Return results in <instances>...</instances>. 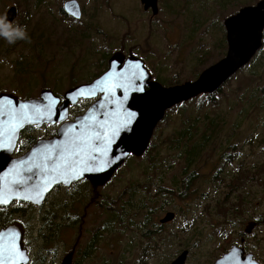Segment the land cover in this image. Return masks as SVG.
I'll use <instances>...</instances> for the list:
<instances>
[{
    "label": "rangeland",
    "instance_id": "rangeland-1",
    "mask_svg": "<svg viewBox=\"0 0 264 264\" xmlns=\"http://www.w3.org/2000/svg\"><path fill=\"white\" fill-rule=\"evenodd\" d=\"M66 1L69 0H0V15L6 16L15 7L17 16L13 22L23 26L27 34V39L13 43L0 37V60L13 65L9 69L6 63H0V94L30 100L50 90L62 98L73 88L72 84L76 87L90 83L97 74L105 72L109 57L115 53L141 59L152 80L164 87V80L179 82L168 87L194 82L197 73L217 63L227 52V47L223 49L224 21L262 0H158L156 16L151 10L144 11L141 0H76L82 11L81 20L64 12ZM75 33L79 35L76 43L68 40ZM106 55L109 59L100 63ZM256 58L263 62L257 75L252 74L253 65L240 70L214 97L216 104L202 95L187 102L184 109H179L180 104L169 110L155 129L148 153L130 156L106 186L97 189L81 186L74 194H61L56 189L41 209L14 205L0 215L2 224L28 223L38 239L44 217H52V223H57L59 201L63 197L79 196L80 203L71 199L76 212L70 214L79 216V227L76 231L57 232L54 244L58 246H50L55 252L46 253L41 261L37 258L39 262L35 264H60L76 244L74 264H170L185 250H190L186 264H213L228 248V242L231 244L216 229L236 233L240 220L248 221L254 209L264 216V93H260L252 113L243 112V104L250 100L252 90L264 89V52H259ZM204 59L208 63L204 64ZM242 97L245 99L241 104ZM93 103L80 101L71 109L69 121L83 115ZM215 113L221 115L219 121L224 123L220 129L221 141L238 126V140L233 143L237 149L232 152L237 158L220 165L222 153L218 147H211L189 169L198 178L188 192L187 198L193 200L188 202L189 207L179 199V186L162 196L159 186L171 190L173 182L179 185L185 178L186 161L171 144L177 138L175 132L188 119ZM58 129V125H48L26 134L34 136L36 142L41 137L55 135ZM238 166H243L252 180L234 193L227 185L232 177L229 175L235 174ZM221 178L224 184L219 186L217 180ZM219 198L227 199L228 204L245 199L249 204L245 207L248 215L234 220V227L226 216L215 224L217 204L212 200ZM133 204L134 208L130 209ZM203 208L206 217L200 219L197 232L195 227L190 234L179 232L189 220L201 215ZM168 212L178 216L159 232V221ZM115 213L121 219L124 217L121 223L114 221ZM258 233L251 238V247L256 235H262L261 231ZM40 245L41 241L37 242L34 256ZM86 252L91 253L84 258Z\"/></svg>",
    "mask_w": 264,
    "mask_h": 264
},
{
    "label": "water",
    "instance_id": "water-1",
    "mask_svg": "<svg viewBox=\"0 0 264 264\" xmlns=\"http://www.w3.org/2000/svg\"><path fill=\"white\" fill-rule=\"evenodd\" d=\"M141 3L144 11L151 10L153 16L158 14V0H141ZM63 10L75 20L82 19L76 0L66 1ZM16 16V8L11 7L7 19L14 21ZM224 28L225 56L202 71L194 82L164 87L152 80L141 59L115 53L101 76L69 89L62 98L50 90L30 100L1 93L0 189L6 203L0 206L14 201L41 206L55 187L69 186L83 179L97 189L105 186L131 155L143 156L156 127L169 110L199 96L217 93L258 55L264 45V0L227 18ZM81 100L94 103L83 115L69 121L71 107ZM45 125H59L57 136L37 142L23 157L12 159L20 133L27 127ZM93 157L95 164L85 169L81 161ZM174 219L175 214L168 212L159 223L168 224ZM24 233L21 224L8 225L0 230V244L14 243L18 251L16 259L20 264H29ZM188 257L189 251L185 250L170 264H186ZM72 261L71 253L62 264H72ZM254 261L251 254L233 247L213 264H253Z\"/></svg>",
    "mask_w": 264,
    "mask_h": 264
},
{
    "label": "trees",
    "instance_id": "trees-1",
    "mask_svg": "<svg viewBox=\"0 0 264 264\" xmlns=\"http://www.w3.org/2000/svg\"><path fill=\"white\" fill-rule=\"evenodd\" d=\"M74 31L80 33L79 29H74ZM70 39H72L76 43L77 40L79 39V35L77 33H75V35H71L68 38V40H70ZM80 43H81V39L78 41V44H80ZM226 44L225 45L223 44V49L224 48L226 49V47H227ZM260 52H264V48H262L260 50ZM221 54H223V53H221ZM256 57L250 63V65H253V68H252V70H253L252 74L253 75H257V70H260L263 66V62ZM109 58H108V55L104 56L100 63H106L107 59H109ZM204 62H205L204 64H206V63H208V60L204 59ZM107 64H108V62H107ZM202 66H204V65H202ZM103 72L97 74L94 79L98 78ZM160 72H161V70H159V73ZM199 75L200 74L197 73L195 75V79L198 78ZM163 83H164V85H166V87H168V86L178 84L179 82L174 83V82H170V81L168 82V81L164 80ZM225 86H226V84H225ZM71 87L74 88L75 84H72ZM222 90H223V88L220 89L217 93H215L213 95H205V97H207L208 101L211 104H216L214 97L216 95H219L222 92ZM261 92L264 93V89L260 90V87H257L256 89L252 90V96L250 97V100L246 104H243V112L252 113L254 111L255 106L257 104V101L260 99L259 95ZM244 99H245L244 97H242L240 99L241 104L244 103ZM191 101H194V99ZM187 106L188 105H186V103H183L179 107V109H184ZM242 114L245 117V114L244 113H242ZM220 119H222L220 114H216V113L213 115L205 114L202 117H196L194 119H188L187 121H185L183 123L182 129L180 131L175 132L177 134V138L175 140H173L171 142V144L173 145V147H172L173 150H175V152L178 153L179 157L184 158L186 161V168H185V171L183 172L185 178L182 179L181 181H179V185H177L175 182H173V184H172L173 186L171 187V190H167L166 187H164L165 189H163L162 185L159 186V188H160V189H158L159 194H162V196H164L165 194H170L172 191H174L173 187L175 188L176 186H179V189L177 190L178 194H180L179 196L182 198L187 197L190 189L192 187H194L193 182L197 181V179H198V178H196L195 173H190L189 169L192 166L196 165L197 162L204 156V154L207 153V151L209 149H211V147L212 148L218 147V149L221 151L222 157L220 159V161H221L220 165H222L224 162L231 163L237 158L236 156L232 155V152H234L235 147L237 149V145H235L233 143H235V141L238 140V138H237V127L238 126L237 125L235 126V128L232 130V133L227 136L226 140L221 141L220 140V133H221L220 129L223 127L224 123L219 121ZM33 130H35V127H28L26 129V132H30ZM260 143H262V142H260ZM146 153H148V151ZM229 176H232V177H230L227 188H229L234 193L239 192V190H243L246 187L247 183L252 180L251 178H248V172L244 170L243 166H238L235 174L229 175ZM217 181H218V184L220 182L219 186L224 184L222 178L217 180ZM243 202H245V199H243V198L238 199V203H243ZM238 203L220 204V205H215V206H216V208H225V210L222 211L224 217L225 216L228 217V216H232V215H236L238 217V216H240L239 210H238L240 205ZM133 208H134V204L131 205L130 209H133ZM215 211L217 212L216 209H215ZM51 215H52V213H51ZM148 215H149V213H148ZM123 218L121 219V215H117L115 213L114 221L121 223L123 221ZM50 219H52V217H50ZM229 221H231V219H229ZM10 223H12V222H8V223L4 224L3 227L9 225ZM219 233L224 235L225 231L219 230ZM57 238H58V233L56 231L55 236L48 237L47 242L48 243L57 242ZM90 253L91 252H89V253L86 252V254H85L86 256L84 258L88 257L90 255ZM45 255H46V253L42 249L39 251V254H37V258L38 259L40 258V261H41Z\"/></svg>",
    "mask_w": 264,
    "mask_h": 264
},
{
    "label": "flooded vegetation",
    "instance_id": "flooded-vegetation-1",
    "mask_svg": "<svg viewBox=\"0 0 264 264\" xmlns=\"http://www.w3.org/2000/svg\"><path fill=\"white\" fill-rule=\"evenodd\" d=\"M26 129L19 135V138L16 141V144H15L14 149H13L12 154H11L12 159H18V158L23 157L25 154H27L33 148V146L37 142L42 141V140H51L57 136V133H56L53 136L41 137V138L37 139L36 142H34V136L27 135ZM127 161H126V163H127ZM109 182L107 184H109ZM81 186H86L88 188L91 187L92 189H94L88 180L83 179V180H80L78 182L72 183L69 186L61 184V185L55 187L52 192H54L56 189H58V190H60L61 194H62V192L63 193L70 192V193L74 194V192H76L77 187H81ZM179 195L180 194H178V196ZM63 196H65V195L63 194ZM72 197H74V196H72ZM48 198H49V196L46 197L44 203L41 206H34L33 204L28 203V202L14 201L8 206H0V215L2 213H7L9 211V209L12 208L14 205H21V206L28 205L31 208L41 209L43 207V205L46 203ZM75 198L76 199H72L71 197L70 198L63 197L61 199V202L59 201V217H58V221L56 224L52 223V219H50V217H44L43 218L42 228L39 231V233L37 232V234L39 235L38 239H37V235L32 234L31 229L28 226V223L22 225L24 230H25L24 246L26 247L28 255H29V264H35L36 262H39L37 260L36 252H35V256H34V251L36 249L37 242L41 241V245L39 247H37L39 249V250L37 249V254L42 249L45 251V253H54L55 251L52 252L50 246L53 244L54 245L53 247H56V246H58V244H54L56 242L48 243L47 242L48 237L55 236L56 229H57V232L59 234H61L63 231L70 230V229L73 231H76V229L79 227V220L77 218L79 216L77 214L70 216L71 213L76 212V208L71 207V204H72L71 199L73 201L77 200L78 203H80V201H81L79 196L75 197ZM179 199H181L180 201L183 202L182 204H187L188 207H189L188 202L193 201L192 199H189L187 197H185V198L179 197ZM212 201L215 202L217 205L228 204V202H227L228 200L223 199V198H219V199L212 200ZM237 203H238V201H237ZM238 204L240 205V207L238 208L239 215L242 217L247 216L248 212L245 209V207L249 204L246 201L243 203H238ZM68 205H70V208H68L69 210L66 209ZM190 210L191 209L189 208V211ZM216 210H217L216 217L214 219L215 224L218 221H220V219H224V215H223L222 211L225 210V208H217ZM257 213H258V210L254 209L252 211V215L248 218V221H245L246 223L243 222V219L238 218L239 216L238 217L236 215L228 216L227 221H229V219H231V221H229V222H230V225L233 227L235 226L234 220L235 221L240 220V219L241 220H240V224H238V231L236 233L231 234V233L226 232L224 230L225 231V234L223 235L224 239L228 237V240L231 241V244L228 242V248H226L223 251V253H221L222 254L221 257L224 254L228 253L233 247H238V248H242L243 250H245L246 254H251L253 256V259L258 264H264V216L259 215ZM177 216L178 215L175 214V219ZM202 216L206 217V209L205 208H203L201 210V215L197 216L193 220H189V222H187V224H185V226L179 232H184L185 234H190V232L193 230L194 227H195V229L197 227H199V222H200V219L202 218ZM10 218H12V216H10ZM174 220L172 222H174ZM172 222H170L168 224H164V225H161L159 223L160 224L159 232H162L164 230V227L171 224ZM4 224H6V222H4ZM4 224H2V220L0 217V230L3 228H6L8 226L7 225V226L3 227ZM11 224H13V223H10L9 225H11ZM247 229L249 230V232H247ZM216 230H221V229H216ZM195 231L197 232V229ZM259 231L262 232V235H260V236L258 235ZM255 232L258 233L255 237L256 242H255V244L253 243L252 247H251L250 240L252 237L255 236ZM61 241H62V239H61ZM61 243H63V241ZM77 245L78 244H76L69 252L67 251L68 253H66V255H65V257H66L71 253L73 254L72 264H74L75 255L77 253L76 252V249L78 247ZM261 247L263 249H261ZM188 251L190 254V250H188ZM65 257H63L61 259L60 264H62V261L64 260Z\"/></svg>",
    "mask_w": 264,
    "mask_h": 264
},
{
    "label": "clouds",
    "instance_id": "clouds-1",
    "mask_svg": "<svg viewBox=\"0 0 264 264\" xmlns=\"http://www.w3.org/2000/svg\"><path fill=\"white\" fill-rule=\"evenodd\" d=\"M0 37L5 38L7 43H13L16 40L27 39V34L23 26L15 25L6 16L0 15ZM0 63L7 64L4 60H0ZM7 67L11 69L13 65L7 64ZM253 264H256V262L254 261Z\"/></svg>",
    "mask_w": 264,
    "mask_h": 264
},
{
    "label": "snow or ice",
    "instance_id": "snow-or-ice-1",
    "mask_svg": "<svg viewBox=\"0 0 264 264\" xmlns=\"http://www.w3.org/2000/svg\"><path fill=\"white\" fill-rule=\"evenodd\" d=\"M81 163H84L85 169L91 164H95V157H93L89 161H81ZM33 203L36 201L33 200ZM0 203H6V200L4 199V192L2 189H0ZM5 249L7 250V256L5 254ZM18 256V251L16 250L15 244L10 242L7 245L0 244V264H20V262L16 259Z\"/></svg>",
    "mask_w": 264,
    "mask_h": 264
}]
</instances>
